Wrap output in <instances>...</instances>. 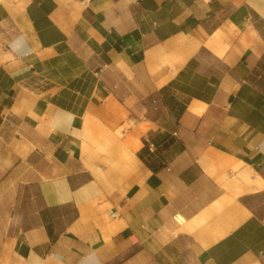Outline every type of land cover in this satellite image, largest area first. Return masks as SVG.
<instances>
[{
  "label": "crops",
  "instance_id": "crops-1",
  "mask_svg": "<svg viewBox=\"0 0 264 264\" xmlns=\"http://www.w3.org/2000/svg\"><path fill=\"white\" fill-rule=\"evenodd\" d=\"M0 264H264V0H0Z\"/></svg>",
  "mask_w": 264,
  "mask_h": 264
}]
</instances>
